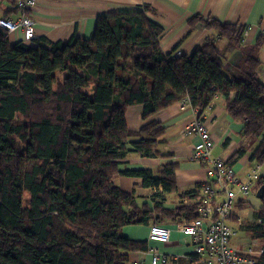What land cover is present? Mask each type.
Wrapping results in <instances>:
<instances>
[{
	"label": "trees",
	"instance_id": "16d2710c",
	"mask_svg": "<svg viewBox=\"0 0 264 264\" xmlns=\"http://www.w3.org/2000/svg\"><path fill=\"white\" fill-rule=\"evenodd\" d=\"M150 11L143 5L103 14L88 39L43 37L34 45L11 43L0 27V264H130L131 253L151 246L125 237L124 226L194 220L196 187L180 194L189 205L163 206L176 191L175 164L161 165L157 176L149 169L124 172L156 189L151 205L138 204L134 192L113 180L130 152L168 156L157 150L165 128L150 118L182 99L202 112L222 96L225 111L243 124L240 137L257 142L239 147L228 163L248 154L264 165L258 76L264 35L246 45L243 26L196 14L188 25L199 23L211 36L190 54L175 55L178 45L161 49L163 30L146 15ZM229 51L234 55L225 64ZM134 105L142 106L138 131L125 120ZM261 186L264 175L250 193ZM259 201L238 227L264 242V190ZM255 258L264 264V251Z\"/></svg>",
	"mask_w": 264,
	"mask_h": 264
},
{
	"label": "crops",
	"instance_id": "0c3cea01",
	"mask_svg": "<svg viewBox=\"0 0 264 264\" xmlns=\"http://www.w3.org/2000/svg\"><path fill=\"white\" fill-rule=\"evenodd\" d=\"M15 2L16 0H0V18L16 19L24 15L33 19L35 38L45 37L52 42L67 41L73 35L88 39L98 16L141 9L143 5L150 6L152 11L147 12L146 15L163 30L159 43L163 52L166 53L178 45V51L190 54L204 41L208 30L199 23L192 27L188 25L189 19L196 14L214 18L222 23H236L243 26V29L247 28L243 43L246 45L254 44L262 36V30H264V0H37V4L25 12L20 10ZM17 35L16 33L9 34L11 43L17 42L15 39ZM223 45L225 43L220 41L219 46L223 47ZM229 52L226 56L232 59L234 53ZM258 57L260 60L258 76L264 84V47L259 50ZM224 102L222 96H215L211 104L203 110L201 116L202 120L207 123L214 142L212 154L216 157L229 159L239 147L246 146L247 149L257 142L248 143L247 140L240 137V129L243 124L230 117L225 111ZM141 111L142 106L140 105L131 106L126 110L125 120L131 131H138L143 124ZM150 119L160 121L165 128L160 138L162 141L157 148L162 154H168V156L144 157L130 152L125 161L118 165L119 171L123 174L118 173L113 178L114 183L123 191L134 192L138 204L146 201L151 205V195L156 189L143 188L139 176L127 175L124 172L149 169L153 176H157L161 165L175 164L176 191L167 194L163 206L174 208L176 205H189L191 200L180 195L181 192L195 187L199 190L203 182L206 181L205 168L190 158L195 137L183 136L181 133V130L193 119L191 106L187 105L182 109L180 101L175 102ZM231 164L238 174L244 176L254 162L250 161L248 154H245L235 159ZM161 189V186H158V190L161 191ZM256 192V190L252 191L248 197L253 194L256 196ZM220 199L218 198V200ZM239 201L242 200H237L238 203ZM237 202L232 213V218L236 220L231 219L230 221L239 224L237 211L240 209L237 208ZM257 208L252 210V214ZM186 222L163 223L170 230L169 241L164 244L148 239L150 225H126L121 229V233L132 240L147 241L160 253L171 258H178L176 264H197L196 257L191 259L193 247L190 239L183 235L179 229V225ZM232 238L230 244L235 248L238 247L239 241L235 245ZM139 256H141L142 262H147L148 251L131 253L130 259Z\"/></svg>",
	"mask_w": 264,
	"mask_h": 264
},
{
	"label": "built area",
	"instance_id": "2783aa9c",
	"mask_svg": "<svg viewBox=\"0 0 264 264\" xmlns=\"http://www.w3.org/2000/svg\"><path fill=\"white\" fill-rule=\"evenodd\" d=\"M36 2L37 0H16L15 3L25 12L33 8ZM0 27L9 34H18L20 40L17 42L33 43L35 38V22L24 15L16 19L1 18ZM180 103L182 109L189 105L186 99H182ZM191 110L193 119L181 130V133L183 136L195 137L190 158L205 168L206 181L198 190L197 217L179 225V229L190 239L197 264H255V257L262 252L264 242H249L242 252H237L229 241V236L234 235V230L228 221L237 200L246 198L259 179L257 172L261 164L254 162L244 176H241L226 159L214 156L212 154L214 142L208 125L202 120L198 108L191 107ZM169 236L170 230L167 227L152 225L149 228L148 239L152 242L167 243ZM148 254L151 255L148 264H176L178 260L160 253L152 246Z\"/></svg>",
	"mask_w": 264,
	"mask_h": 264
},
{
	"label": "rangeland",
	"instance_id": "374dc122",
	"mask_svg": "<svg viewBox=\"0 0 264 264\" xmlns=\"http://www.w3.org/2000/svg\"><path fill=\"white\" fill-rule=\"evenodd\" d=\"M36 4H37V2H36ZM3 18V17H2ZM1 19V18H0ZM33 20V19H32ZM35 30V29H34ZM246 30H247V28H245V29H243V31H242V33H241V36H242V41H244V37H245V35H246ZM211 34H212V32L211 31H209L208 30V32L206 33V35H207V38H209L210 36H211ZM262 35H264V30H262ZM16 41H18V40H20V36H16ZM36 39V38H35ZM218 39V38H217ZM224 43H226V42H224ZM28 44H30V45H34V43H28ZM225 45H223V47H224ZM222 47V48H223ZM196 48V47H195ZM194 48V49H195ZM193 49V50H194ZM182 52L181 51H176L175 52V55H180ZM228 53H230V52H228ZM228 61H229V58L227 57V60L225 61V64L226 63H228ZM216 96H220V95H216ZM190 105V104H189ZM191 106V105H190ZM203 112V111H202ZM201 112V113H202ZM164 127V126H163ZM194 144V143H193ZM193 146V145H192ZM157 150H159L158 148H157ZM160 152V151H159ZM161 153V152H160ZM162 154V153H161ZM163 157H166L165 155H163ZM227 161H228V159H226ZM122 164V163H121ZM261 164V163H260ZM253 166V165H252ZM257 174H258V178H260L261 176H263L264 175V166H263V164H261V166H260V168H259V170H258V172H257ZM257 178V179H258ZM258 190V189H257ZM256 190V191H257ZM248 197V196H247ZM246 197V198H247ZM245 198V199H246ZM242 203H243V208L242 209H240V210H238L237 211V214H238V217H239V221H237L238 223H240L241 225H243L244 223H246V222H248L249 221V218L251 217L252 218V210L253 209H255V208H257L259 205H260V201H259V199L255 196V194H253V195H250L249 197H248V200L246 199V200H244V201H242ZM228 223L231 225V227L233 228V234H235L234 236H233V238H232V242H233V244H237V242L239 241V243H238V247H233V245H231L232 246V248L234 249V250H236L237 252H242V250H243V248H244V246L247 244V243H249V242H251V240L249 241V237L238 227V224L235 222V221H228ZM152 225H160V226H164L163 224H152ZM152 225H150V226H152ZM150 226H149V228H150ZM164 227H166V226H164ZM168 228V227H167ZM148 233H149V231H148ZM169 241V240H168ZM257 241V243H259V242H261L262 240H256ZM264 251V248H263V250H262V252ZM261 252V253H262ZM260 253V254H261ZM150 254H148V259H147V264H148V262L149 261H151V258H150ZM167 256V255H166ZM258 256V255H257ZM132 259V258H131Z\"/></svg>",
	"mask_w": 264,
	"mask_h": 264
},
{
	"label": "bare ground",
	"instance_id": "6f19581e",
	"mask_svg": "<svg viewBox=\"0 0 264 264\" xmlns=\"http://www.w3.org/2000/svg\"><path fill=\"white\" fill-rule=\"evenodd\" d=\"M132 225H136V224H132ZM233 237V235L229 236V241L231 242V238ZM138 241V240H137ZM138 252H141V251H137V252H134V253H138ZM142 256V255H141ZM141 256H139L138 258H134V259H130V264H139V263H142L141 261Z\"/></svg>",
	"mask_w": 264,
	"mask_h": 264
},
{
	"label": "water",
	"instance_id": "95a60500",
	"mask_svg": "<svg viewBox=\"0 0 264 264\" xmlns=\"http://www.w3.org/2000/svg\"><path fill=\"white\" fill-rule=\"evenodd\" d=\"M264 190V186H261L257 192H256V197L259 199L262 196V192Z\"/></svg>",
	"mask_w": 264,
	"mask_h": 264
},
{
	"label": "clouds",
	"instance_id": "9594fccd",
	"mask_svg": "<svg viewBox=\"0 0 264 264\" xmlns=\"http://www.w3.org/2000/svg\"><path fill=\"white\" fill-rule=\"evenodd\" d=\"M3 18H6V17H3ZM9 34V33H8ZM35 39V38H34Z\"/></svg>",
	"mask_w": 264,
	"mask_h": 264
}]
</instances>
